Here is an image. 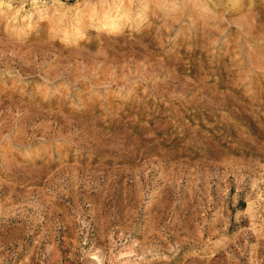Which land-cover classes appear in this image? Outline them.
<instances>
[{
	"label": "rangeland",
	"instance_id": "1",
	"mask_svg": "<svg viewBox=\"0 0 264 264\" xmlns=\"http://www.w3.org/2000/svg\"><path fill=\"white\" fill-rule=\"evenodd\" d=\"M0 264H264V0H0Z\"/></svg>",
	"mask_w": 264,
	"mask_h": 264
},
{
	"label": "bare ground",
	"instance_id": "2",
	"mask_svg": "<svg viewBox=\"0 0 264 264\" xmlns=\"http://www.w3.org/2000/svg\"><path fill=\"white\" fill-rule=\"evenodd\" d=\"M120 10H121V9H120ZM122 14H123V10H121V12H116V13L112 16L113 20L111 19L112 22L109 23V25L114 26V25L118 24L119 20H121V18H122ZM122 19H123V18H122Z\"/></svg>",
	"mask_w": 264,
	"mask_h": 264
}]
</instances>
